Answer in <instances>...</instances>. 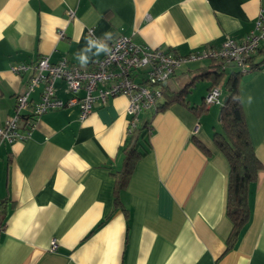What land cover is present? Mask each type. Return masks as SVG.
Masks as SVG:
<instances>
[{"label":"crops","instance_id":"crops-1","mask_svg":"<svg viewBox=\"0 0 264 264\" xmlns=\"http://www.w3.org/2000/svg\"><path fill=\"white\" fill-rule=\"evenodd\" d=\"M260 14L264 0H0V125L14 114L31 75L11 71L12 64L47 56L91 68L105 51L100 39L117 34L183 55L243 38ZM263 47L264 38L251 61L263 60ZM214 70L211 60L180 65L164 87L169 94L210 73L190 86L185 104L138 115L136 127L147 122L149 132L120 188L116 175L133 132L125 95L97 99L84 118L77 105L48 110L29 138L0 141V264H264V64L238 80L262 169L248 186V220L233 242L229 165L213 137L221 105L200 115L195 109ZM233 72H221V102ZM42 87L29 99L37 101ZM55 88L69 98L62 80ZM165 100L163 94L160 104Z\"/></svg>","mask_w":264,"mask_h":264},{"label":"built area","instance_id":"built-area-1","mask_svg":"<svg viewBox=\"0 0 264 264\" xmlns=\"http://www.w3.org/2000/svg\"><path fill=\"white\" fill-rule=\"evenodd\" d=\"M71 17L72 11L68 12ZM60 35L63 31H59ZM264 38V16L259 15L254 29L241 39L227 37L219 46H204L187 54H174L160 47L139 44L131 37L117 34L102 37L104 54L93 61L91 68H81L66 57L51 62L47 56L32 63L10 65L16 73L31 71L27 88L15 97L14 114L0 125V141L11 143L25 140L39 115L66 105H77L80 117H86L97 99L104 102L118 94L128 99L127 113L131 116L128 133L136 127L138 115L145 110H157L168 79L175 69L184 63L202 60L215 61L222 73L228 68L246 73L251 70L250 57L257 51ZM62 80L70 94L67 100L56 95L55 82ZM42 84L40 98L29 99V94ZM223 82L211 85L203 98L205 108L212 104L222 105L220 100ZM198 125L195 126V130ZM57 246L56 240L50 249Z\"/></svg>","mask_w":264,"mask_h":264},{"label":"trees","instance_id":"trees-1","mask_svg":"<svg viewBox=\"0 0 264 264\" xmlns=\"http://www.w3.org/2000/svg\"><path fill=\"white\" fill-rule=\"evenodd\" d=\"M262 51L264 53V47ZM251 60L252 57H250L251 70L258 69L264 64V56L263 60L258 63H254ZM212 64L215 65V70L211 72L212 75L210 77L213 80L212 85H214L221 82L223 74L219 72L217 68L218 64L215 61H212ZM209 73L203 72L196 75L189 83L170 94L164 88L163 94L166 100L157 109L173 101L185 104V96L190 86L194 84L197 78L207 77ZM241 74L243 73L238 71L230 73L224 81L227 98L221 105L220 131L214 132L213 134L216 145L226 157L229 165L226 212L232 223L229 237L232 242L236 239L240 229L248 220V186L257 178L259 171L262 169V164L254 153L240 101L238 80ZM195 109L196 114L200 115L207 108L202 103L195 107ZM148 132L149 126L147 122L141 127L133 129L130 137L131 144L125 148L123 166L116 175L118 180L120 179L117 185L118 188L122 187L124 181L131 175L137 160L142 156L143 153L138 150L139 140L144 138ZM194 141L200 147H203L200 142L197 140ZM117 199L116 197V201H118ZM3 217L5 216H1L2 224Z\"/></svg>","mask_w":264,"mask_h":264},{"label":"clouds","instance_id":"clouds-1","mask_svg":"<svg viewBox=\"0 0 264 264\" xmlns=\"http://www.w3.org/2000/svg\"><path fill=\"white\" fill-rule=\"evenodd\" d=\"M100 47H103V46L101 45ZM80 60H81V62H84V60H85V57H83V56H80Z\"/></svg>","mask_w":264,"mask_h":264},{"label":"water","instance_id":"water-1","mask_svg":"<svg viewBox=\"0 0 264 264\" xmlns=\"http://www.w3.org/2000/svg\"><path fill=\"white\" fill-rule=\"evenodd\" d=\"M226 98H227V97H225L224 100H225ZM220 111H221V106H220ZM220 111H219V115H218V116H220Z\"/></svg>","mask_w":264,"mask_h":264}]
</instances>
